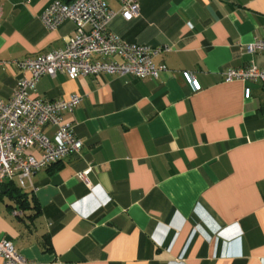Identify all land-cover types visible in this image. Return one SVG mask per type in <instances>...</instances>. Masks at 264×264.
Segmentation results:
<instances>
[{
	"label": "crops",
	"instance_id": "crops-1",
	"mask_svg": "<svg viewBox=\"0 0 264 264\" xmlns=\"http://www.w3.org/2000/svg\"><path fill=\"white\" fill-rule=\"evenodd\" d=\"M54 1L0 0V98L24 76L16 61L75 35L71 21L52 31L42 23ZM104 1L119 13L121 0ZM139 4V18L118 14L110 31L161 49L154 62L167 71L40 79L42 100L83 96L64 113L83 147L36 172V193L0 184V239L37 264H264V84L224 77L264 68V53L246 52L262 34L264 0ZM42 133L54 140L57 127ZM90 166L91 187L77 177ZM10 184L29 208L10 198Z\"/></svg>",
	"mask_w": 264,
	"mask_h": 264
},
{
	"label": "built area",
	"instance_id": "built-area-1",
	"mask_svg": "<svg viewBox=\"0 0 264 264\" xmlns=\"http://www.w3.org/2000/svg\"><path fill=\"white\" fill-rule=\"evenodd\" d=\"M118 14L126 21L139 18V0H121L119 13L110 10L104 0H76L72 4L55 0L41 14L40 19L48 30L71 21L76 33L63 49L15 62L24 76L18 80L9 100L0 98V184L15 181L20 189L36 193L38 188L33 183L36 172L81 153L83 142L76 136L72 124L65 121L64 113L74 111L83 96L42 100L34 93L43 76L55 77L61 73L72 80L87 76L157 80L167 71L164 64L154 62L161 49L128 43L110 31L111 22ZM246 52L264 53V28L262 34L246 46ZM224 77L229 82L259 81L264 84V68L253 65L229 69ZM46 126L57 127L54 140L42 133ZM34 151L39 152V157ZM92 170L90 166L77 174L90 187L87 176ZM14 214L19 216L21 212ZM0 264L37 263L22 256L11 241L0 239Z\"/></svg>",
	"mask_w": 264,
	"mask_h": 264
},
{
	"label": "trees",
	"instance_id": "trees-1",
	"mask_svg": "<svg viewBox=\"0 0 264 264\" xmlns=\"http://www.w3.org/2000/svg\"><path fill=\"white\" fill-rule=\"evenodd\" d=\"M60 1L65 4H72L76 0H60ZM5 187L10 198L14 199L19 204L21 209L26 210L27 208H29L27 194H25L24 192H22V190H20L19 188H17L12 184L6 185Z\"/></svg>",
	"mask_w": 264,
	"mask_h": 264
}]
</instances>
